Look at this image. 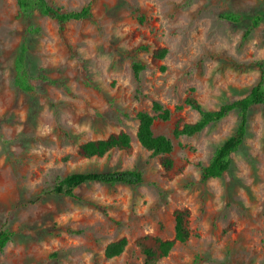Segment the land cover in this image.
<instances>
[{
    "label": "rangeland",
    "instance_id": "374dc122",
    "mask_svg": "<svg viewBox=\"0 0 264 264\" xmlns=\"http://www.w3.org/2000/svg\"><path fill=\"white\" fill-rule=\"evenodd\" d=\"M47 1L64 11L89 5L92 17L60 30L0 0V230L12 233L0 264H151L138 242L171 240L177 210L189 212V238L153 264H264V110L250 108L243 143L217 179L203 181L200 168L234 134L235 113L194 136H172L178 118H199L187 97L213 111L258 82L264 20L243 34L250 17H264V0ZM228 12L242 21L220 18ZM22 47L30 92L14 82ZM160 49L166 54L154 58ZM134 60L145 66L139 79ZM155 102L170 112L152 125L172 142L170 170L136 139L137 113ZM121 132L128 149L78 154L81 144ZM121 170H137L142 182L83 184L74 199L52 193L69 174ZM121 239L122 254L106 258Z\"/></svg>",
    "mask_w": 264,
    "mask_h": 264
},
{
    "label": "trees",
    "instance_id": "16d2710c",
    "mask_svg": "<svg viewBox=\"0 0 264 264\" xmlns=\"http://www.w3.org/2000/svg\"><path fill=\"white\" fill-rule=\"evenodd\" d=\"M17 12L19 17L28 18L34 13L53 19L60 30L71 21H84L92 17L89 5L77 11H64L61 7L48 3L47 0H16ZM220 18L239 24L242 17L233 12L223 13ZM264 20L262 15L256 14L249 18L243 39H247L252 29L258 27ZM34 29V33H36ZM142 50H146L144 47ZM166 54L165 49L156 50L153 53L154 58L161 59ZM25 48L22 47L20 54L16 57L14 63L15 85L24 92H30L31 87L28 84L25 68ZM259 70L258 82L251 88L248 95L240 100L220 106L217 110H206L195 98L187 97L183 105L190 110L195 111L199 118L194 123H186L182 118L175 121L172 136L178 138L181 136L191 137L202 132L206 127L215 124L231 113L237 116V126L233 135L228 137L219 146H217L206 166L200 168L203 181L220 178L228 171L231 165L230 156L238 150L246 135V126L249 110L252 106H260L264 110V61L257 64ZM131 73L134 78L139 79L145 66L139 61L131 62ZM179 110V108H177ZM151 113L153 115H151ZM151 113L138 112L136 115L137 131L136 139L138 143L150 151L153 156L160 155V164L165 170L172 168V161L169 158L173 145L170 138L164 135H154L152 125L155 120L167 121L170 118V112L164 109L160 104L153 103ZM130 137L126 133L113 134L103 140L91 141L81 144L78 148V154L85 159L101 158L112 150H126L129 148ZM142 182V175L137 170H121L110 172H88L73 173L62 179L52 190L53 194L64 195L69 198H75L73 189L83 184L98 183L102 185H125L129 187L137 186ZM174 217V236L171 240H161L157 238H144L138 242L147 262L153 264L165 258L176 243L183 244L189 238L188 220L189 212L187 210H177ZM12 233L7 230H0V252L6 244L11 241ZM126 246L124 239L109 244L104 251V256L108 259L122 254Z\"/></svg>",
    "mask_w": 264,
    "mask_h": 264
}]
</instances>
